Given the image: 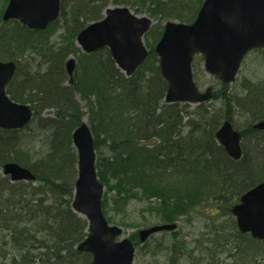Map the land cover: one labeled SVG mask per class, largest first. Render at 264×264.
I'll return each instance as SVG.
<instances>
[{"label": "trees", "instance_id": "trees-1", "mask_svg": "<svg viewBox=\"0 0 264 264\" xmlns=\"http://www.w3.org/2000/svg\"><path fill=\"white\" fill-rule=\"evenodd\" d=\"M8 1L0 0V59L14 61L17 70L7 94L30 105L34 118L22 130L0 129V264L92 262V255L77 249L88 236V222L73 209L78 158L72 136L85 117L95 139L98 177L107 189L105 212L112 193L117 205L142 202L161 224L189 217L199 207L214 209L230 218V228L212 230L216 239L234 245L232 264H257L264 242L240 233L231 210L264 182V132L253 125L241 131L240 160L231 159L215 136L225 121L236 128L237 111L246 112L236 104L238 97L215 93L213 101L221 98L222 109L167 104L168 84L154 51L161 25L145 36L149 56L129 77L108 49L84 54L76 46L78 34L103 19L109 6L191 24L204 0H61L60 19L45 32L4 23ZM56 29H61L57 46L50 42ZM70 56L77 59L73 77L66 69ZM49 109L53 114L45 116ZM36 144L41 147L33 148ZM9 163L30 170L34 181L13 183L3 173ZM131 240L137 243L138 237ZM198 248L207 258L193 264H219L217 245Z\"/></svg>", "mask_w": 264, "mask_h": 264}, {"label": "water", "instance_id": "water-1", "mask_svg": "<svg viewBox=\"0 0 264 264\" xmlns=\"http://www.w3.org/2000/svg\"><path fill=\"white\" fill-rule=\"evenodd\" d=\"M60 13L61 0H10L3 20H16L31 30L45 31ZM151 26V19L139 18L128 8H109L102 21L90 24L78 35L77 44L84 53L109 49L118 68L130 76L149 55L144 36ZM256 49H264V0H204L193 24L167 23L155 48L168 84L166 102L194 105L213 97L211 88L200 93L195 84L192 63L196 54L204 57L208 75L229 85L236 79L245 56ZM66 67L72 75L75 60L70 59ZM15 71L13 62L0 61V129L4 130L23 129L33 118L29 105L14 103L6 93ZM254 128L264 130V122ZM216 138L232 159L242 157L241 134L229 121L218 130ZM73 145L78 156L73 209L88 222V237L78 251L92 255L90 264H133V243L130 239L118 241L123 229L109 225L104 215L105 187L97 175L94 137L85 122L74 131ZM3 170L13 182L35 179L28 169L17 164H6ZM232 214L240 232L264 240V182L248 191ZM176 228L172 224L144 229L140 241Z\"/></svg>", "mask_w": 264, "mask_h": 264}, {"label": "rangeland", "instance_id": "rangeland-1", "mask_svg": "<svg viewBox=\"0 0 264 264\" xmlns=\"http://www.w3.org/2000/svg\"><path fill=\"white\" fill-rule=\"evenodd\" d=\"M134 12V11H133ZM138 17H149L147 14L135 13ZM153 20V26L164 25L169 21ZM177 21V20H171ZM178 22V21H177ZM61 29L52 31L51 43L52 45L61 44L59 35ZM77 63V59L74 57ZM203 60L200 55L195 56L194 65L192 67L195 81L199 88L205 91L207 88H213L215 93H218L224 98L228 96H236L237 105H241L245 108L244 111H237L238 117L236 121V128L244 130L246 126L251 123L262 122L264 119L255 118L252 114H262L264 116V52L253 51L244 60L241 70L237 76L236 81L229 86L223 85L219 79L206 76L203 71ZM221 98L213 101L207 106L212 109H222L224 102ZM78 101L80 99L78 98ZM82 103V102H81ZM247 104L253 107V111L248 110ZM83 105V103H82ZM195 109L196 106H191ZM249 112V113H248ZM263 112V113H260ZM251 113V114H250ZM53 111L47 110L44 115L51 116ZM87 122V118H84ZM238 129V130H239ZM41 144H36L35 149H39ZM32 149V148H27ZM107 189H105V193ZM114 194L109 195V206L105 212L108 221H111V225L123 228L124 234L121 239L132 238L138 236V233L147 227L158 225L160 222L155 217H150L142 202L137 200H131L127 205L115 204L112 202L111 197ZM230 218L224 216L222 212L215 213L214 209H208V207H199L193 215L183 218L177 221L178 228L173 233H160L154 235L144 245H139L136 249L134 264H193L194 259L199 261H206L204 251H200L198 247L210 248V246L221 245L227 252H223L219 257L220 262H231L229 254H233L231 247L233 245L227 243L224 244V238L214 236V227L230 228ZM217 241V243H213ZM138 242V240H137ZM228 245V246H226ZM227 248V249H226ZM262 249V259L258 264H264V243L260 247ZM199 250V251H197ZM205 250V249H204ZM193 253H195L193 255ZM206 263V262H204Z\"/></svg>", "mask_w": 264, "mask_h": 264}, {"label": "flooded vegetation", "instance_id": "flooded-vegetation-1", "mask_svg": "<svg viewBox=\"0 0 264 264\" xmlns=\"http://www.w3.org/2000/svg\"><path fill=\"white\" fill-rule=\"evenodd\" d=\"M219 250H221L222 251V248H221V246H220V249Z\"/></svg>", "mask_w": 264, "mask_h": 264}]
</instances>
